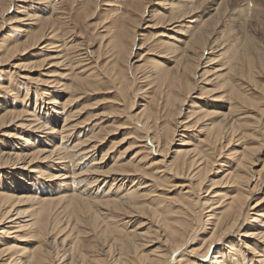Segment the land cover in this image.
<instances>
[{
    "label": "bare ground",
    "instance_id": "1",
    "mask_svg": "<svg viewBox=\"0 0 264 264\" xmlns=\"http://www.w3.org/2000/svg\"><path fill=\"white\" fill-rule=\"evenodd\" d=\"M167 1L170 14L166 21L178 23L174 25L177 30H172L179 36L169 35L163 44L171 50L175 64L155 59L154 76L172 120L161 127L162 115L146 113L148 104L141 103V125L151 136L132 133L120 141L119 145L128 143L126 150L139 147L132 158L126 160L123 151L114 159L111 149L102 147L105 137L101 134L83 138L88 130L64 115V103L52 95L42 106L35 102L34 109L12 101L0 110V225H7L0 226V264H264V196L252 201L264 182V159L256 175L252 170L264 148V122H260L264 114V37L255 38L247 29L261 11L251 9L248 0H240L229 11L226 0ZM204 7V13H195ZM33 35L43 39L45 27ZM11 44L4 48L0 61H9L25 49L23 42ZM132 46L125 49L129 57ZM208 52L213 57H205ZM207 58L219 63L198 77L211 71L216 74L219 82L210 92L221 94L210 98L226 100L229 105L221 106L227 111L192 101L187 115L191 122L185 128L199 127L214 117L199 128L204 136L199 142L202 150L180 147L172 151L175 159L168 163L173 157L170 146L182 124L174 117L194 93L197 69ZM205 93L201 90L199 95ZM59 116H64L60 127ZM6 127L14 130L6 132ZM254 136L257 145H243L241 151L227 149V158L236 159L234 171L220 170L215 172L219 180L210 178L223 148L236 138L254 140ZM152 150L159 157L149 166L141 165ZM100 152L99 160L93 157ZM89 159L94 161L90 164ZM108 159L113 161L110 168L99 170L97 165L107 164ZM166 182H174L171 185L179 188L178 195L163 192ZM223 183L230 185V194L217 188ZM209 187H213L211 192ZM201 191L206 194L202 196ZM141 216L155 228L148 226L143 231L141 227L150 223L140 220ZM236 235L241 239L236 240ZM196 238L200 246L191 252L199 257L192 258L185 247ZM156 241L160 246L146 251Z\"/></svg>",
    "mask_w": 264,
    "mask_h": 264
},
{
    "label": "rangeland",
    "instance_id": "2",
    "mask_svg": "<svg viewBox=\"0 0 264 264\" xmlns=\"http://www.w3.org/2000/svg\"><path fill=\"white\" fill-rule=\"evenodd\" d=\"M248 1L253 4L250 8L256 7L261 11V13H257L259 11L255 12L257 16H253L252 20L256 23L248 24V33L252 32L251 34H254L255 38L264 37V27L262 28L264 26V0ZM167 2V0H1L0 6H3L0 8V58L3 57L4 48L11 42V45L23 42L25 43V49L23 48L9 61H0V82H5L2 85L4 87L0 88V110L7 107L12 101L15 104L25 102L29 104L28 107L31 106L30 108L34 109L35 105H44L42 103H44L45 98L52 95L58 103H64V115H69L73 122L78 123L80 129L88 130L83 138L87 135L101 134L105 137L102 147L109 151L111 149L110 153L113 154L114 159L123 151L125 152L122 155L126 160L132 158L139 147L133 146L131 149L126 150L128 143L124 142L123 145H119L120 141L129 137L132 133H136L134 136L138 133L141 136H151V134H148L147 129L141 125L140 114L143 109L141 103L148 104L146 113L152 112L162 115H159L162 118L159 119L160 126L162 124L165 126L167 122L172 120V113L168 109L169 105L164 101V93L160 90V85H158L155 78L156 75L154 76V71L157 70L155 59L161 60L170 66L175 64L173 62L175 57L171 55V50L163 44V40L168 39L169 35L179 36L177 32L172 30V28H175L174 25H178V23L170 25L169 21H166L170 14L166 8V6L168 7ZM239 2L240 0H226L224 3L229 11ZM7 4H10L9 9H6L8 12L6 10L3 12L2 9ZM206 8L197 10L195 13H204ZM153 12L156 15H153ZM253 13L252 11L251 14ZM259 18L261 20L260 24L258 22ZM47 21L49 22L46 23ZM253 24H257L256 27L261 31H254L256 27ZM42 26L45 27L44 38H33V33L39 28H43ZM129 46H132L130 57L126 55ZM205 57L213 56L212 53L208 52L205 53ZM207 60L209 59H203L202 61L205 64L203 63L197 69L196 78L199 82L194 93L187 99L180 115L174 117L176 121L179 120L182 124L178 126L175 140L170 146V153L180 149V147H198L202 150L199 142L204 136L199 128L208 124L214 117L210 116L208 120L204 121L205 124L201 123L199 127L188 126L185 128L184 125L191 122L187 115L192 101H197L198 104H203V106L210 109L215 104L214 108L227 111L221 106V104L229 105L226 100L210 98V96L221 94V91H216L219 93L210 92L219 82L216 74L211 71L207 75L204 74L203 77H198V75L219 63ZM17 64H20L19 67H15ZM155 87L156 91L154 90ZM42 90L48 91V93L43 94ZM201 90L206 92L202 97L199 95ZM14 96L17 97L16 100ZM154 97H156L155 100ZM67 100H70V102L65 105ZM35 102H38V104ZM63 117H60L58 127L63 124ZM260 117H262L260 122H264V114ZM161 120L162 122H160ZM12 130L14 128H5L6 132ZM42 135L44 136V134ZM253 139L237 140L236 138L235 141H232L234 144L231 143L228 148H223L222 157L217 161L210 178L219 180L221 176L215 174V172L234 171L237 168L236 159L227 158V149L229 151H241L244 148L243 145H257V136H254ZM145 142L143 141V144ZM148 142L147 146L150 147L149 139ZM152 147H155V145ZM101 155L102 152L93 157L99 160ZM172 156L169 157L168 163L173 161V158L175 159L173 153ZM257 156L260 159H256L255 164L252 166L255 175L262 167L264 148ZM158 157L159 153L152 150V153L145 158L141 165L149 166ZM91 159L88 160L90 164L94 161ZM110 159H108L107 164H98L99 170H108L113 163V161L112 163L109 162ZM223 163L222 166L224 167L222 168L221 164ZM154 167H151V169ZM154 176L157 175L154 174ZM179 179L185 180L184 178ZM40 180L43 181V179ZM144 180L147 181L148 179ZM173 183L166 182V186L162 189L163 192L171 196L178 195L179 188H174L171 185ZM109 186V184L105 185L103 190L109 188ZM209 188L211 192L213 187ZM217 188L225 189L226 195L231 193L229 190L230 185L225 183ZM201 192L202 196L206 194L203 191ZM263 196L264 182L252 201L255 202ZM139 219L149 222L143 216ZM135 222L134 226H137L139 221L135 220ZM149 223L145 227H141L144 228L143 231H146L148 226L151 228L150 230L155 228L151 221ZM198 235L201 238L203 233L199 232ZM199 238H196L194 243H190L185 247L192 258L198 256L192 253L191 250L200 246ZM238 238L241 239V236L236 235L235 239L238 240ZM149 244L146 251L155 249L161 243L156 241Z\"/></svg>",
    "mask_w": 264,
    "mask_h": 264
}]
</instances>
